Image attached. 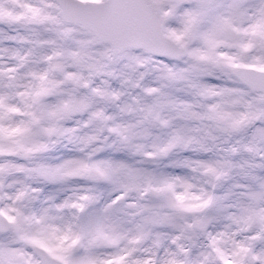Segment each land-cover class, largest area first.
Wrapping results in <instances>:
<instances>
[{
    "label": "snow or ice",
    "instance_id": "6c2138e0",
    "mask_svg": "<svg viewBox=\"0 0 264 264\" xmlns=\"http://www.w3.org/2000/svg\"><path fill=\"white\" fill-rule=\"evenodd\" d=\"M0 264H264V0H0Z\"/></svg>",
    "mask_w": 264,
    "mask_h": 264
}]
</instances>
